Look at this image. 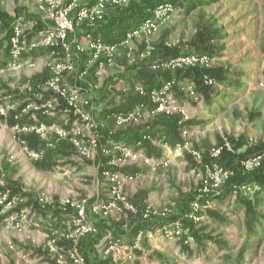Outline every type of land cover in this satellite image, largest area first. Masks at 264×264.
<instances>
[{
	"label": "rangeland",
	"instance_id": "rangeland-1",
	"mask_svg": "<svg viewBox=\"0 0 264 264\" xmlns=\"http://www.w3.org/2000/svg\"><path fill=\"white\" fill-rule=\"evenodd\" d=\"M118 1L104 0L100 20L113 4L126 8L139 3L146 6L147 2L138 14L148 18L166 3L173 11L150 32L141 30L144 20L128 18L123 34H112L117 40L111 43L101 36L93 38L86 23L78 24L72 33H80L83 41L88 32L91 39L103 45L116 44L117 48L111 55L85 45L75 69L63 75L84 72L76 79L78 85L90 92L89 97L98 89L101 93L93 103H105L124 117L131 104H162L163 111L158 113L185 116L183 147L176 152L165 144L157 145L162 158L142 161L139 154L132 156L134 152L126 143L103 137L99 143V126L14 125L10 112L16 85L20 82L25 91L22 97H28V77L51 74L56 61L32 60L22 62L19 68L0 65V198L3 194L7 197L0 203V236L7 231H30L26 209L36 204L53 206L52 214L63 218L62 223L56 218L44 224L47 235L36 246L46 250L49 264H77L74 250L85 264H264V185L259 188L247 183L232 191L223 186L224 171L251 170L254 157L264 158V0H217L199 5H193L192 0ZM96 2L75 0L72 14L78 7H91ZM19 14L37 17L35 0H0V16L11 27ZM134 31L137 33L128 37ZM1 35L9 33L0 31V39ZM56 52L57 62L62 63L60 49ZM201 56L208 58L207 65L192 59ZM195 66L223 67L228 73L242 75L227 73L236 84L214 82L216 94L204 101L194 81L184 75ZM180 107L183 114L176 111ZM136 119L135 125L141 118ZM125 124L115 122L117 128ZM69 138L77 140L74 147L66 143ZM66 154L71 159H64ZM153 161L158 163L153 165ZM45 166L53 169L44 172ZM198 196L202 207L190 217L191 202ZM65 201L69 204L63 207L61 202ZM248 203L251 216L256 217L250 227L246 225ZM81 205L88 221L110 222L112 228L82 234L77 217V206ZM148 208L164 215L143 218ZM131 214L150 219L139 240L129 237ZM15 215L25 217L15 221L11 219ZM173 221L193 234L191 243L163 232L161 226ZM82 242L96 244L95 250L79 249ZM16 243L20 248L27 246Z\"/></svg>",
	"mask_w": 264,
	"mask_h": 264
},
{
	"label": "crops",
	"instance_id": "crops-1",
	"mask_svg": "<svg viewBox=\"0 0 264 264\" xmlns=\"http://www.w3.org/2000/svg\"><path fill=\"white\" fill-rule=\"evenodd\" d=\"M24 16L27 19H36L38 20V25L36 29L28 35V40L33 41L38 37V32L43 29V22L41 21V17L38 14L37 17L29 16L25 14H19L18 16ZM0 31H2L0 29ZM83 31V30H82ZM9 34L7 36L1 35L0 39V65H5L8 63L10 55H9ZM79 38L82 39V36L77 34ZM7 38V39H5ZM7 44H6V43ZM5 43V44H4ZM60 49V52L63 55L64 59V51ZM58 52H56V48H48L45 46H35L32 49L24 52L21 57L22 62H28L32 60H44L49 59L53 62H57L59 57L57 56ZM83 55V52L76 56L77 64L79 63V57ZM32 75V74H29ZM68 75V74H66ZM52 76V73L42 74L34 73L32 76H29L28 79L30 80L31 87H28V97L23 98L22 94H25V91L21 90L20 82L16 85L18 88L17 93H15V97H13V110L10 112V121L14 125H29L32 128H43V127H58V126H65V127H74V126H82L85 121L81 119L79 116V110H86L89 115L91 116V120L94 123V126H99L101 129L102 135L98 136L105 138L104 132H108V134H112V132L120 131L132 127V129H137V137L130 138L129 133L125 134L120 142L127 143L128 148L132 152H136L139 154V159H153L162 158L163 153L159 150L160 144H165L169 148H173L175 145H169L168 141L165 136L166 127H164L162 121L168 120L170 117L168 115L162 116L163 113H158L155 105L149 104H140V105H133L131 108L127 109V114H132V118L126 121L125 126L122 128L115 126V122H117L115 115L117 113L116 108H112L105 103H93V99H98L100 96V90L98 89L95 94L91 95V102L88 106L83 107L79 102L75 106H69L66 104L63 98L59 96L55 89L48 88L46 85V81ZM20 78V75H18ZM78 75L72 73L70 76L63 75L61 77V84H67V91L69 92L73 87L80 88V96L81 97H90L88 96L90 92H85V90L79 86L77 82ZM136 116V117H135ZM173 117L176 116L178 118V122L182 121V117L180 115H172ZM139 119L137 125H135L136 118ZM6 120V119H5ZM132 124H131V123ZM134 123V124H133ZM120 124V123H118ZM112 125V126H111ZM117 125V124H116ZM186 125V124H185ZM111 128L114 130L112 131ZM184 127L181 129L178 127L180 136L181 132ZM71 137V136H69ZM182 139V137H181ZM66 143L71 147H74V144L77 143L76 139L69 138L66 139ZM150 144V150L144 147L145 143ZM158 145V146H157ZM160 151V152H159ZM68 155V156H67ZM36 157H39V153L35 154ZM44 158V154L40 152V159ZM64 159H71L69 154L63 156ZM158 161L154 162L153 165L158 163ZM133 167L136 171H139L138 163L133 164ZM44 172L48 170H52L53 167L45 166L42 168ZM135 172V171H134ZM133 173V172H132ZM134 174V173H133ZM30 190V189H28ZM32 208H25L27 211V216L30 218L31 221V230L25 232H6L7 234H3L0 236V264H49L46 261L45 251L43 247L38 246L40 240L47 235V231L45 230L46 227L44 224H50L55 221L56 218L59 219V222L62 223V217H55L52 214L53 206L49 207H41L36 204H30ZM34 205V206H32ZM150 219H146L144 222H140L139 226L137 225L136 218L133 214L130 215L129 226L134 230L133 234L131 235L130 239L132 241L137 239L138 233H144L150 226ZM44 225V226H43ZM111 232H107L106 237L109 236ZM193 235V234H192ZM27 237V238H26ZM17 241H21L23 244L27 245L26 247L20 248V244L16 243ZM96 244H94L95 250Z\"/></svg>",
	"mask_w": 264,
	"mask_h": 264
},
{
	"label": "built area",
	"instance_id": "built-area-1",
	"mask_svg": "<svg viewBox=\"0 0 264 264\" xmlns=\"http://www.w3.org/2000/svg\"><path fill=\"white\" fill-rule=\"evenodd\" d=\"M124 1V0H123ZM37 5L38 13L40 14L41 21L43 22V29L38 32V37L33 40H28V35L31 34L38 25V20L36 19H27L26 17L20 15L15 19L14 24L11 27V35L9 37V61L8 66L12 68H19L22 65L21 57L24 52L32 49L35 46H45L48 48H61L64 51V59H62V63L56 62L51 65L52 68V76L46 81L47 87L51 89H55L59 96L64 99L67 105L75 106L78 102L86 107L90 104V99L88 97L80 96V88L73 87L68 92L67 87H61L60 81L64 72H71L75 69V65L77 62L76 56L84 51L85 45H89L90 47L96 49V51H100L101 49L105 50L109 54H113L116 51L117 45H103L100 43L98 39H91V35L87 32L84 35V41L79 38L75 33H72L75 27L78 24L86 23L88 27L93 28L95 23L102 18L103 8H104V0H97L96 4L91 7H78L77 10L72 14L73 7L76 5L75 0H35ZM113 3H120L121 1L112 0ZM173 11V6L170 3H166L164 5L159 6V10L155 13V15L151 18H147L143 21L141 30L145 32H150L154 28H156L159 20L162 19L163 16L169 14ZM129 34L128 37L136 34ZM71 34V35H70ZM124 42H127L125 40ZM94 56H97L96 54ZM195 62L206 63L208 62V58L206 56L201 57H192ZM84 72L78 74V78L82 76ZM205 83L209 85L214 84V80L209 77H205ZM140 93H143V90H140ZM191 93H193L191 91ZM157 111H163L162 104L156 106ZM181 114L184 113L183 108H178L176 110ZM79 116L81 119L87 123V125L94 126L93 121L91 120V116L85 110H79ZM132 114H128L127 116H122L121 114H116L115 118L118 123H123L132 118ZM185 117V116H184ZM182 117V120H184ZM78 128V126H75ZM79 133V131H76ZM185 130H182V133H185ZM94 142V139H93ZM184 144H176L173 147L174 151H178ZM222 147H219L216 150V153ZM215 153V154H216ZM136 157V152L132 155ZM261 156H256L253 159L256 161L255 166L260 164ZM222 171V170H220ZM225 178L230 175L229 171H224ZM117 176H115L116 178ZM223 180V181H224ZM218 183L215 182V185ZM256 187V185H255ZM200 196L196 197L190 205V217H194V215L200 211L202 205L200 204L199 199ZM7 197L5 194L0 198V203L6 201ZM46 201V200H45ZM8 204L10 202L8 201ZM69 202H61V205L65 207ZM131 209H133L130 206ZM151 215L159 216L164 215L163 212H158L156 210H152L148 208L142 214L143 218H149ZM24 218L25 215H15L12 216L11 219L17 220V218ZM77 217L81 222L82 226V234H92L98 231V227L87 220L84 205L77 206ZM21 218L19 220H21ZM169 226V228H167ZM161 229L168 237L173 238H181L185 244H189L193 241V236L189 233L188 229L182 228L178 221H173L168 225L164 224L161 226ZM142 233H138L137 239L139 240ZM77 256V264H85L83 258L79 256V254L74 250ZM61 263L60 261H58Z\"/></svg>",
	"mask_w": 264,
	"mask_h": 264
},
{
	"label": "trees",
	"instance_id": "trees-1",
	"mask_svg": "<svg viewBox=\"0 0 264 264\" xmlns=\"http://www.w3.org/2000/svg\"><path fill=\"white\" fill-rule=\"evenodd\" d=\"M192 1H193V5H199V4H209L217 0H192ZM111 6L112 7H110L111 10L109 11V13H107L106 11L103 19L98 21L97 25L94 28L90 29V31L93 34V38L96 36H99V37L101 36L104 42L111 43L117 40L115 38L113 39V37L111 38L112 34L116 33L115 34L116 36L118 35V33L123 34L122 32H124L125 30V26H123V24L124 25L126 24L128 18H136L135 20L137 22H142L143 20L148 18L147 14L145 15L146 17H143V14H138L139 10H143L144 8H146L147 2H146V6L143 5L142 3L137 4L138 7L136 5L135 6L130 5V6H127L126 8H119L120 6L114 5V4ZM1 18H3V22H0V29L2 31H5L7 34L8 33L10 34L11 33L10 23L8 22L6 18H4L3 15L0 16V19ZM179 71L180 70L176 71L177 72L176 77L178 80L180 79V75L178 73ZM227 73L228 71L224 69L223 67L195 66L192 69H190L189 72L184 73V75H188V77L191 78L192 81H194L195 88L198 91V93H200V95L203 97L204 101L205 100L209 101L212 95L216 94V91H215V87L205 83L204 81L205 77L212 78V80H214L215 83L222 84L225 86H232L236 84V80H233L232 78L228 77ZM228 74H232L237 77L242 75L239 72H231ZM138 100H140V98H138ZM131 106L133 105L132 104L129 105L127 109L131 108ZM172 115H168V117H170L168 120L162 121L164 127H166V131H165L166 139L169 140L168 141L169 145H175L176 143L183 144V140L181 139L178 127L180 129L182 127H185L186 121L178 122V118L176 116L173 117ZM162 116H165V115L163 114ZM137 129L138 128L132 129V127H129L124 130L116 131L114 133L112 132L111 135L108 134V132H104V136H105V139L107 138V139H111L116 142H120L122 137L128 133H129L130 138L137 137V133H136ZM98 142L100 143V138H98ZM144 147L150 150L149 143L146 142L144 144ZM224 151L225 150H223V152ZM238 157H243V156H238ZM263 162H264V158L263 159L261 158L260 164L253 167L251 170L244 171L241 168L240 169L233 168L231 174L224 180L223 186L227 187V189H230V191L234 189L233 187H238L240 185H244L247 183H254L258 185L259 188H261V186L264 185V170H263L264 163ZM249 208H250V204L248 203L247 208H246L248 211L247 217H246V225L248 227H250V225H252L256 221L255 219L256 217L251 216L252 210H250ZM135 218L137 222L136 226H139L140 222H144L146 220L141 217V214L139 215L137 214ZM92 221L101 231H104V230L107 231V229L112 228V224L110 222L108 223L103 220H97L94 218L92 219ZM133 232L134 230L131 229L130 234H129L130 237L133 234ZM83 248L84 250H93L94 243L93 244L91 243L89 245V243L87 244L86 242H82L79 245V249L83 250Z\"/></svg>",
	"mask_w": 264,
	"mask_h": 264
}]
</instances>
